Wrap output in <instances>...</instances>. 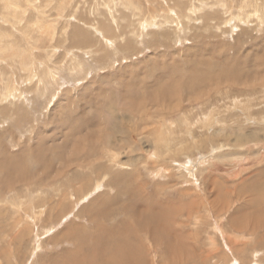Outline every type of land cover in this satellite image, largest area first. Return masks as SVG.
Returning a JSON list of instances; mask_svg holds the SVG:
<instances>
[{
  "label": "rangeland",
  "instance_id": "1",
  "mask_svg": "<svg viewBox=\"0 0 264 264\" xmlns=\"http://www.w3.org/2000/svg\"><path fill=\"white\" fill-rule=\"evenodd\" d=\"M197 1L0 0V164L7 154L14 168L8 167L0 182L5 201L0 203V264H63L67 257L70 264H81L96 240L103 248L102 241L115 232L108 229H113L110 221L100 220L103 227L87 223L86 211L95 216L97 207L85 206L99 197L113 200L114 215L123 205L135 207L130 220L122 214L115 219L124 226L141 218L151 222L152 216L167 226L162 228L172 237L171 249L156 248L144 235L128 237L130 243L120 232V243L110 238L114 248L130 245L125 251L134 250L139 264H264V77L259 75H264V0ZM128 80L134 82L131 89ZM189 80L198 85L195 90ZM176 83L183 91L169 97L164 89L174 84L176 91ZM92 131L95 143L85 139ZM79 139L84 146H75ZM66 141L71 143L65 146ZM181 142L192 148L177 156L166 152H175ZM110 155L125 178L124 195L109 190L112 178L96 167ZM18 172L29 176L28 182L16 179ZM45 221L56 225L42 230Z\"/></svg>",
  "mask_w": 264,
  "mask_h": 264
},
{
  "label": "bare ground",
  "instance_id": "2",
  "mask_svg": "<svg viewBox=\"0 0 264 264\" xmlns=\"http://www.w3.org/2000/svg\"><path fill=\"white\" fill-rule=\"evenodd\" d=\"M122 1V0H121ZM126 1V0H125ZM168 1V0H167ZM179 1H182V0H179ZM193 1V0H192ZM194 1H197V0H194ZM199 1V0H198ZM197 1V2H198ZM201 1V0H200ZM200 1H199V3H200ZM203 1V0H202ZM201 1V2H202ZM204 1H206V0H204ZM204 1H203V3H204ZM214 1V0H213ZM219 1V0H218ZM137 2V1H136ZM166 2V1H165ZM191 2V1H190ZM189 2V3H190ZM207 2V1H206ZM214 2H216V1H214ZM214 2H212V4L213 5H215L214 4ZM187 3V2H186ZM195 3V2H194ZM218 3H222V0H220V2H218ZM235 4V3H234ZM67 5V4H66ZM116 5V4H115ZM118 5V4H117ZM175 5V4H174ZM178 5V4H177ZM181 6H182V4H180ZM188 5V4H187ZM196 6H197V3L195 4ZM216 5H217V3H216ZM224 5V4H223ZM226 5V4H225ZM233 6H235V5H233ZM259 6V5H258ZM66 7V6H65ZM157 7V6H156ZM198 7V6H197ZM201 7V6H200ZM215 7V6H214ZM224 7V6H223ZM227 8H228V6H226ZM130 8V7H129ZM169 8V7H168ZM190 8V7H189ZM229 8H231V7H229ZM228 8V9H229ZM115 9H117V8H115ZM167 9V8H166ZM219 9V8H218ZM224 9H226V8H224ZM213 10H215V9H213ZM180 12H182L183 13V11H184V9H183V11L182 10H179ZM209 11V10H208ZM257 11H258V9H257ZM264 11V10H263ZM166 12H167V10H166ZM217 12V11H216ZM250 12V11H249ZM168 13V12H167ZM181 14V13H180ZM186 14V13H185ZM216 13H214V15H215ZM220 14V13H219ZM228 14V13H227ZM259 14V13H258ZM116 15V14H115ZM164 15V14H163ZM169 15V14H168ZM178 15V14H177ZM201 15V14H200ZM202 15H204V14H202ZM230 15V14H229ZM250 15V14H249ZM252 15V14H251ZM70 16V15H69ZM239 16V15H238ZM243 16V15H242ZM241 16V17H242ZM252 16H254V15H252ZM116 17V16H115ZM163 17H165V16H163ZM202 17V16H201ZM223 17V16H222ZM232 17V16H231ZM237 17V16H236ZM245 17V16H244ZM155 18V17H154ZM166 19H168L167 17H165ZM170 18V17H169ZM208 18V17H207ZM247 18V17H246ZM37 19H41V18H37ZM145 19V18H144ZM147 19V18H146ZM153 19V18H152ZM165 19V20H166ZM173 19V18H172ZM172 19H170V20H172ZM204 19V18H203ZM223 19V18H222ZM245 19V18H244ZM253 19H255V18H253ZM150 20V19H149ZM184 20V19H183ZM216 20V19H215ZM240 20H242L241 18H240ZM248 20V19H247ZM144 21V20H143ZM214 21V20H213ZM230 21V20H229ZM238 21H239V19H237V23H238ZM254 21V20H253ZM234 22V21H233ZM240 22V21H239ZM263 23L262 24H264V21H262ZM38 23H39V20H38ZM145 23H146V21H145ZM222 23V22H221ZM241 23V22H240ZM99 24V23H98ZM113 24V23H112ZM261 24V25H262ZM43 25V24H42ZM100 25H102V24H100ZM217 25V24H216ZM236 25V24H235ZM44 26V25H43ZM105 26H106V23H105ZM140 26V25H139ZM214 26V25H213ZM24 27V26H23ZM28 27V26H27ZM40 27V26H39ZM102 27V26H101ZM42 29H47L46 27H43ZM66 29V28H65ZM109 29H111V28H107V26L105 27V30L108 32V30ZM141 29V28H140ZM209 29V28H208ZM208 29H206V30H208ZM27 30V29H26ZM38 30H40V29H38ZM114 30V29H113ZM30 31V30H29ZM75 31V30H74ZM97 31V30H96ZM31 32V31H30ZM51 32H52V30H51ZM177 32V31H176ZM41 33V32H40ZM109 33H111V32H109ZM137 33V32H136ZM53 34H54V32H53ZM83 34V33H82ZM170 34V33H169ZM175 34V33H174ZM112 35V34H111ZM45 36V35H44ZM196 36V35H195ZM122 37V36H121ZM206 37V36H205ZM40 38V37H39ZM72 38H75V37H72ZM203 38V37H202ZM45 39V38H44ZM96 39H98V38H96ZM109 40L111 39V38H108ZM119 39V38H118ZM122 39V38H121ZM127 39V38H126ZM158 39V38H157ZM48 40H50V39H48ZM117 39H115V41H116ZM42 41V40H41ZM36 41H34V43H35ZM45 42V41H44ZM127 42H128V40H127ZM36 44H38V43H36ZM61 44V43H60ZM126 44V43H125ZM133 44V43H132ZM138 44V43H137ZM203 44H205V43H203ZM107 45H110V44H107ZM221 45V44H220ZM219 45V46H220ZM61 46V45H60ZM121 46V45H120ZM125 46V45H124ZM123 46V47H124ZM200 46V45H199ZM198 46V47H199ZM224 46V45H223ZM65 47V46H64ZM108 47V46H107ZM122 47V48H123ZM131 47V46H130ZM216 47V46H215ZM122 48H120L121 50H122ZM125 48H127V47H125ZM223 48V47H222ZM90 49V48H89ZM12 50V49H11ZM125 50V49H124ZM123 51V50H122ZM220 51V50H219ZM9 52V51H8ZM52 52V51H51ZM106 52V51H105ZM121 52V51H120ZM125 52V51H124ZM198 52V51H197ZM211 52V51H210ZM10 53V52H9ZM69 53V52H68ZM207 53V52H206ZM222 53V52H221ZM70 54V53H69ZM124 54V53H123ZM126 54V53H125ZM224 54V53H223ZM222 54V55H223ZM11 56V55H10ZM202 56V55H201ZM52 57V56H51ZM88 57V56H87ZM125 57V56H124ZM67 58V57H66ZM77 58H78V56H77ZM84 58V57H83ZM198 58V57H197ZM224 58V57H223ZM133 59V58H132ZM201 59V58H200ZM204 59H205V57H204ZM209 59H211V58H209ZM222 58H220V59H218V60H221ZM226 59H227V57H226ZM229 59H230V57H229ZM235 59V58H234ZM243 59V58H242ZM197 60V59H196ZM217 60V59H216ZM247 60V59H246ZM76 61V60H75ZM198 61V60H197ZM208 61H211V60H208ZM213 61V60H212ZM222 61H223V59H222ZM227 61H229L228 59L226 60V62ZM231 61V60H230ZM235 61V60H234ZM244 61H245V59H244ZM254 61V60H253ZM260 61H263L262 59L260 60ZM259 60L256 62V63H258V62H260ZM80 62V61H79ZM187 63V62H186ZM203 63V62H202ZM219 63V62H218ZM221 64L220 65H222V62H220ZM224 63V62H223ZM228 64H229V62H227ZM231 63H232V61H231ZM230 63V64H231ZM240 63V62H239ZM253 63V62H252ZM76 64V63H75ZM190 64V63H189ZM195 63H192V65H194ZM197 64V63H196ZM233 64V63H232ZM236 64V63H235ZM234 64V65H235ZM237 64H238V61H237ZM241 64V63H240ZM248 64H250V63H248ZM263 64V63H262ZM77 65V64H76ZM177 65H179V64H177ZM201 65V64H200ZM264 65V64H263ZM54 66V65H53ZM82 66V65H81ZM191 66V65H190ZM196 66V65H195ZM207 66V65H206ZM243 66V65H242ZM256 66V65H255ZM56 67V66H55ZM78 67V66H77ZM83 67V66H82ZM197 67H199L198 65H197ZM246 67H247V65H246ZM52 68V67H51ZM51 68H49L50 70H51ZM70 68V67H69ZM192 68H193V66H192ZM200 68V67H199ZM206 68V67H205ZM205 68H203V69H205ZM213 68V67H212ZM221 67H219V68H217L218 70L220 69ZM227 68V67H226ZM232 68L234 69L235 67L234 66H232ZM237 68H239L240 69V67H238L237 66ZM243 68V67H242ZM71 69V68H70ZM214 69V68H213ZM229 69V68H228ZM238 69V70H239ZM257 69H260L259 67L257 68ZM75 70H77V69H75ZM208 70V69H207ZM226 71H227V69H225ZM230 70V69H229ZM38 71V70H37ZM46 71V70H45ZM49 71V70H48ZM71 71H73V67H72V69H71ZM215 71V70H214ZM244 71H246V70H244ZM253 71V70H252ZM258 71V70H257ZM260 71H261V69H260ZM55 72V71H54ZM241 72V71H240ZM253 72H255V70L253 71ZM57 73V72H56ZM165 73H167V72H165ZM164 73V74H165ZM191 73V72H190ZM201 73V72H200ZM210 73V72H209ZM215 73V72H214ZM218 73V72H217ZM225 74H227V72H224ZM232 73H233V71H232ZM236 73V72H235ZM252 73V72H251ZM52 74V73H51ZM55 74V73H54ZM53 74V75H54ZM185 74V73H184ZM196 74V73H195ZM225 74H224V77H225ZM240 75H241V73H239ZM50 74H48V76H49ZM181 75H183V74H181ZM190 75V74H189ZM206 75V74H205ZM215 75V74H214ZM228 76H229V74H227ZM232 75V74H231ZM260 75V77L262 76V77H264V75H262V74H259ZM86 76V75H85ZM163 76V75H162ZM171 76H172V74H171ZM193 76V75H192ZM197 76V75H196ZM50 77V76H49ZM56 77V76H55ZM164 77V76H163ZM162 77V78H163ZM184 77V76H183ZM189 77V76H188ZM205 77V76H204ZM207 77V76H206ZM213 77V76H212ZM256 77V76H255ZM37 78H38V76H37ZM40 78V77H39ZM38 78V79H39ZM165 78V77H164ZM173 78V77H172ZM172 78L170 77V81H172ZM190 78V77H189ZM189 78H187V79H189ZM192 78V77H191ZM230 78V77H229ZM232 78V77H231ZM235 78H237V79H235L236 81H238V80H240L238 77H235ZM50 79H52V77H50ZM178 79V78H177ZM182 79V78H181ZM184 79V78H183ZM182 79V80H183ZM194 79V78H193ZM198 79V78H197ZM204 79V78H203ZM210 79V78H209ZM221 79H222V76H221ZM257 80L259 79V78H256ZM47 80H49L48 79V77H47ZM53 80V79H52ZM210 80H212V79H210ZM219 80V79H218ZM223 80V79H222ZM254 80H255V78H254ZM45 81H46V79H45ZM186 80H184V82H185ZM188 81V80H187ZM194 81V80H193ZM202 81V80H201ZM205 81V80H204ZM213 81H214V77H213ZM221 81V80H220ZM227 81V80H226ZM241 81V80H240ZM247 81V80H246ZM256 81V80H255ZM162 82V81H161ZM174 82V81H173ZM189 82H191L192 83V81H190L189 80ZM231 82V81H230ZM261 82V81H260ZM53 83H54V81H53ZM133 81L131 80H128L127 81V84H126V86H127V88L128 89H131V87L133 86ZM169 83V82H168ZM181 83V82H180ZM183 83V82H182ZM220 83V82H219ZM232 83H234V82H232ZM248 83H250L249 81H248ZM252 83H253V79H252ZM258 83V82H257ZM11 84V83H10ZM155 84V83H154ZM161 84V83H160ZM179 84V83H178ZM177 83H176V85H177V88H176V91H175V88H173V85L172 86H166V88L164 89V91H165V93L166 94H168L169 95V97H171V96H173L174 94H177L178 95V91L180 92H182L183 91V89L180 87H178L179 85H178ZM184 84V83H183ZM221 84V83H220ZM235 84V83H234ZM239 84V83H238ZM241 84V83H240ZM244 84V83H243ZM38 85V84H37ZM153 85V84H152ZM186 85V84H185ZM212 85V84H211ZM216 85V84H215ZM45 86V85H44ZM155 86H156V84H155ZM188 87H189V85H187ZM192 86L193 87H191L193 90H195L196 88H197V84H193L192 83ZM213 86V85H212ZM255 86V85H254ZM7 87H8V85H7ZM40 87V86H39ZM176 87V86H175ZM209 87H211V86H209ZM217 87V86H216ZM9 88V87H8ZM54 88V87H53ZM158 88H159V86H158ZM190 88V87H189ZM250 88V87H249ZM256 88V87H255ZM185 89V88H184ZM200 89V88H199ZM214 89V88H213ZM216 89H219V88H216ZM252 88H250V90H251ZM10 90V89H9ZM41 90V89H40ZM72 90V89H71ZM211 90V89H210ZM163 91V90H162ZM245 91H246V89H245ZM40 92V91H39ZM42 92H44L43 90H42ZM142 92V91H141ZM140 92V93H141ZM154 92V91H153ZM255 92V91H254ZM129 93V92H128ZM250 93H252V92H250ZM261 93V92H260ZM263 93V92H262ZM6 94V93H5ZM13 94V93H12ZM41 94V93H40ZM51 94V93H50ZM54 94H55V92H54ZM132 94V93H131ZM156 94V93H155ZM163 94H164V92H163ZM225 94V93H224ZM256 94V93H255ZM3 95V94H2ZM14 95V94H13ZM20 95H21V93H20ZM177 95H175V96H177ZM180 95V94H179ZM178 95V96H179ZM256 95H258V94H256ZM260 95V94H259ZM127 96V95H126ZM136 96V95H135ZM175 96H174V98H175ZM15 97V96H14ZM50 97V96H49ZM129 97V96H128ZM153 97V96H152ZM157 97V96H156ZM181 97V96H180ZM196 97V96H195ZM249 97H251V96H249ZM161 98H165V95H161ZM166 98H168L167 97V95H166ZM179 97H177V99H178ZM248 98V97H247ZM254 98V97H253ZM252 98V99H253ZM258 98V97H257ZM261 98V97H260ZM20 99V98H19ZM125 99V98H124ZM195 99V98H194ZM164 101V100H163ZM173 101H174V99H173ZM172 101V102H173ZM176 101V100H175ZM174 101V102H175ZM244 101V100H243ZM254 102V101H253ZM253 102H252V104H253ZM249 103V102H248ZM254 105H255V103H254ZM247 106H251V105H248L247 104ZM166 107V106H165ZM252 107V106H251ZM254 107V106H253ZM2 108V107H1ZM249 109V108H248ZM247 109V110H248ZM163 110V109H162ZM252 111V110H251ZM256 112H259V111H256ZM255 112V113H256ZM159 113V112H158ZM161 113V112H160ZM252 113V112H251ZM15 114V113H14ZM162 114V113H161ZM19 115V114H18ZM144 115V114H143ZM252 115V114H251ZM3 116V115H2ZM12 116V115H11ZM145 116V115H144ZM22 117V116H21ZM151 117V116H150ZM159 117H161V116H159ZM146 118V117H145ZM157 118H158V116H157ZM25 119V118H24ZM184 119H185V117H184ZM187 119V118H186ZM62 120V119H61ZM143 120V119H142ZM153 120V119H152ZM204 120V119H203ZM26 121V120H25ZM82 122H84V121H82ZM73 123V122H72ZM79 123V122H78ZM183 124V123H182ZM190 124V123H189ZM16 125V124H15ZM83 125V124H82ZM78 126V125H77ZM76 126V127H77ZM188 125H186V127H187ZM81 128V127H80ZM190 128V127H189ZM72 129H73V127H72ZM91 129V128H90ZM149 129V128H148ZM165 129V128H164ZM191 129V128H190ZM190 129H188V130H190ZM75 130V129H74ZM78 130V129H77ZM83 130V129H82ZM126 130V129H125ZM169 130H170V128H169ZM187 130V129H186ZM187 130V131H188ZM81 131V130H80ZM84 131H85V129H84ZM94 131V130H93ZM92 131V132H93ZM98 131V130H97ZM100 131V130H99ZM129 131H131V130H129ZM164 131V130H163ZM167 131H168V128H167ZM122 132V131H121ZM77 133V132H76ZM75 133V134H76ZM88 133H90V132H88ZM132 133V132H131ZM164 133H165V131H164ZM173 133V132H172ZM74 134V133H73ZM149 134V133H148ZM151 134V133H150ZM163 134V133H162ZM187 135L189 134V133H186ZM66 135H68V134H66ZM66 135H64V136H66ZM80 135H82V134H80ZM106 135H108L109 136V133L108 134H106ZM144 135V134H143ZM152 135V134H151ZM150 135V137H152ZM154 135V134H153ZM71 136V135H70ZM95 135H94V132H93V135H92V137H90V135L89 136H86L85 137V139L86 138H92L93 139V142L95 143V140H96V138L94 137ZM98 136V135H97ZM101 136V135H100ZM116 136V135H115ZM149 136V135H148ZM147 136V137H148ZM156 136V135H155ZM163 136H165L166 137V135H163ZM193 136V135H192ZM122 137H124V135H122ZM128 137V136H127ZM150 137H149V139H150ZM160 137V136H159ZM162 137V136H161ZM172 137V136H171ZM74 138V137H73ZM110 138V140H109V144H107L108 142H105L107 145H111L112 146V144H113V137H109ZM117 138V137H116ZM119 138V137H118ZM146 138V137H145ZM155 138H158L157 136L155 137ZM178 138V137H177ZM182 138V137H181ZM255 138V137H254ZM124 139H126V138H124ZM164 139V138H163ZM173 139V138H172ZM188 139V138H187ZM240 139V138H239ZM245 139H246V137H245ZM244 139V140H245ZM51 140V139H50ZM53 140V139H52ZM67 140V139H66ZM89 140V139H88ZM104 140V139H103ZM107 140V139H106ZM130 140V139H129ZM132 140V139H131ZM165 140V139H164ZM168 140V139H167ZM170 140H171V138H170ZM182 140V139H181ZM68 141V140H67ZM65 142V146H67L68 144H70V143H68V142ZM70 141H71V139H70ZM116 141V140H115ZM114 141V142H115ZM158 141V140H157ZM175 141H177V139L175 140ZM174 141V142H175ZM178 141H180V140H178ZM185 141V140H184ZM188 141V140H187ZM80 142H82V140H78V142H76L75 144V146H80V145H82ZM142 142V141H141ZM146 142V141H145ZM164 142H166V141H164ZM171 142V141H170ZM193 142H195L194 140L192 141V143ZM241 142V141H240ZM243 142V141H242ZM244 142H246V141H244ZM129 143V142H128ZM127 143V144H128ZM161 143V142H160ZM168 143V142H167ZM186 143V142H185ZM36 144V143H35ZM43 144V143H42ZM88 144V143H87ZM124 144H125V142H124ZM162 144H164V143H162ZM190 144V143H189ZM189 144H184V142L182 143L181 142V144H177L175 147L177 148V149H175V152H173L171 149L169 150H167L166 152L167 153H170V155L172 156V155H175V156H177L179 153H181V152H183L184 150H189V149H191L192 148V146L191 145H189ZM195 144V143H194ZM85 145V144H84ZM84 145H82V146H84ZM122 145V144H121ZM160 145V144H159ZM165 145H166V143H165ZM189 145V146H188ZM243 145V144H242ZM26 146H28V145H26ZM33 146H34V144H33ZM64 146V147H65ZM95 146V145H94ZM94 146H92L93 147V150H92V152H94L96 149H95V147ZM98 146V145H97ZM125 146V145H124ZM149 146V145H148ZM168 146V145H167ZM222 146V145H221ZM238 146H240V145H238ZM24 147V146H23ZM41 147V146H40ZM39 147V148H40ZM77 147V148H78ZM81 147V146H80ZM91 147V148H92ZM103 147V146H102ZM152 147H153V145H152ZM156 147H158V145H156ZM162 147V146H161ZM169 147V146H168ZM174 147V145L172 146V148H175ZM193 147H194V145H193ZM215 147V146H214ZM223 147V146H222ZM242 147V146H241ZM32 148V147H31ZM38 148V147H37ZM43 148V147H42ZM45 148V147H44ZM77 148H75V149H77ZM82 148H84V147H82ZM86 148H87V146H86ZM90 148V147H89ZM130 148V147H129ZM132 148H134V147H132ZM171 148V147H170ZM13 149V148H12ZM62 149V148H61ZM60 149V150H61ZM73 149V148H72ZM85 149V148H84ZM99 149H101V148H99ZM98 149V150H99ZM123 149V148H122ZM126 149V148H125ZM164 149V148H163ZM37 150V149H36ZM49 150V149H48ZM91 150V149H90ZM90 150H88V151H90ZM111 149H109V151H110ZM117 150V149H116ZM121 150V149H120ZM119 150V151H120ZM135 150V149H134ZM157 150V149H156ZM159 150V149H158ZM174 150V149H173ZM220 150V149H219ZM100 151V150H99ZM125 151V150H124ZM128 151H130V150H128ZM160 151V150H159ZM162 151V150H161ZM163 151H165V150H163ZM219 152V151H218ZM32 153V152H31ZM80 153V152H79ZM110 153H111V155H112V151H110ZM123 153H125V152H123ZM132 153V152H131ZM165 153V152H164ZM24 154V153H23ZM43 154V153H42ZM65 154V153H64ZM104 154V153H103ZM102 154V155H103ZM106 155H107V153H105ZM114 154V153H113ZM129 154H130V152H129ZM158 154V153H157ZM163 154V152L161 153V155ZM216 154V153H215ZM25 155V154H24ZM27 155V154H26ZM99 155H101V154H99ZM105 155V156H106ZM110 155V157H108V159H107V161H105V162H103L102 163V159H100L101 160V162H100V164L99 165H97L96 167L98 168V167H100L101 169L102 168H104V171L107 173V175L109 174V176L112 178L111 179V181L109 182V183H106L107 184V188H109V190L111 189V191L113 190V189H118L119 190V192L117 191V195H124V193L127 191L126 189H123L120 185V183L121 182H124L125 181V178L123 177V174H120V170H118V169H115V165L116 164H118V163H116L115 162V160H114V158H113V156H111ZM126 155V154H125ZM169 155V154H168ZM21 156V155H20ZM37 156H39V155H37ZM45 156H47L48 157V155H45ZM107 156H109V155H107ZM163 156V155H162ZM182 156V155H181ZM3 157H4V161H3V163H1L0 165V182L3 180V178L5 177V172H7L8 171V167L9 168H11L12 167V165H11V162L9 161H7V159H8V157L9 156H7V154H4L3 155ZM91 157V156H90ZM92 157H94V156H92ZM97 157V156H96ZM103 157H104V155H103ZM125 157V156H124ZM129 158H130V156H128ZM168 157V156H167ZM166 157V158H167ZM100 158V157H99ZM99 158H96L95 160H99ZM107 158V157H106ZM123 158V157H122ZM122 158H119V160L121 161V159ZM137 158V157H136ZM160 158V157H159ZM164 158V157H163ZM163 158H162V160H163ZM173 158H175V157H173ZM247 158V157H246ZM30 159V158H29ZM35 159V158H34ZM38 159V158H37ZM45 159V158H44ZM57 159V158H56ZM63 159V158H62ZM61 159V160H62ZM104 159H105V157H104ZM118 159V158H117ZM134 159V158H133ZM140 159V158H139ZM165 159V158H164ZM170 159H172L171 157H170ZM93 160V159H92ZM134 160H136V159H134ZM169 160V159H168ZM173 160V159H172ZM21 161V160H20ZM26 161V160H25ZM33 162H35L34 160H32ZM43 161V163H44V160H42ZM42 161H40V162H42ZM47 161V160H46ZM45 161V162H46ZM67 162L65 163V165H64V167H66V168H68L69 166V159L68 160H66ZM104 161V160H103ZM130 161V160H129ZM128 161V162H129ZM133 161V160H132ZM140 161V160H139ZM32 162V163H33ZM36 162H37V160H36ZM47 162H49V161H47ZM58 162V161H57ZM118 162V161H117ZM127 162V163H128ZM165 162V161H164ZM14 163V162H13ZM22 163V162H21ZM31 163V162H30ZM71 163V162H70ZM73 163H76V162H73ZM89 163H91V161L90 162H84V164H81L80 165V167L81 168H86L88 165H89ZM127 163H125V166L127 165ZM130 163V162H129ZM163 163V162H162ZM185 163V162H184ZM251 163V162H250ZM46 164V163H45ZM78 163H76V165H77ZM122 164V163H121ZM8 165V166H7ZM132 165V164H131ZM135 165V164H134ZM188 165V164H187ZM28 166V165H27ZM26 166V167H27ZM42 166V165H41ZM41 166H40V168H41ZM95 166V165H94ZM183 166H185V165H183ZM5 167V168H4ZM90 167V166H89ZM132 166H130V168H131ZM178 167V166H177ZM16 168V167H15ZM21 168V167H20ZM44 168H45V166H44ZM44 168H42V169H44ZM187 168V167H186ZM185 168V169H186ZM194 168V167H193ZM12 169H14L13 167H12ZM28 169H30V168H28ZM166 169H168V168H166ZM180 169V168H179ZM184 169V168H183ZM182 169V170H183ZM21 170V169H20ZM95 170V169H94ZM127 170H129V169H127ZM163 170H164V168H163ZM181 170V169H180ZM179 170V171H180ZM12 171H14V170H12ZM15 171H17V170H15ZM25 171H27L26 169H25ZM101 172L100 173H103L102 171H103V169L102 170H100ZM165 171V170H164ZM186 171V170H185ZM184 171V172H185ZM191 171V170H190ZM189 171V172H190ZM30 172V171H29ZM37 173H38V171H36ZM62 172H63V170H62ZM122 172H124V170H122L121 171V173ZM167 172V171H166ZM165 172V173H166ZM188 172V171H187ZM17 173V172H16ZM67 173V172H66ZM106 173H104L103 175H104V177H105V174ZM192 173V172H191ZM197 173V172H196ZM219 173V172H218ZM11 174V173H10ZM13 174V173H12ZM15 174V173H14ZM62 174V173H61ZM194 174H195V172H194ZM240 174V173H239ZM7 175V174H6ZM18 175L19 176H17V177H15L16 179L18 178L19 180H20V177L22 178V179H24V181L26 180H28V178H29V176H26V175H22V173L20 172H18ZM36 175H38V174H36ZM102 175V176H103ZM185 175H186V173H185ZM8 176V175H7ZM10 176V178L8 179V180H10V179H12V175H9ZM35 176V175H34ZM79 176V175H78ZM190 176H192V175H190ZM42 177V176H41ZM48 177V176H47ZM59 177V176H58ZM67 177V176H66ZM80 177V176H79ZM103 177V178H104ZM33 178V177H32ZM51 177H48V180L50 179ZM62 178V177H61ZM171 178V177H170ZM21 179V180H22ZM31 179V178H30ZM44 179H46V178H44ZM63 179V178H62ZM65 179V178H64ZM105 179V178H104ZM8 180L6 181V180H4V181H6V185H11L10 183H8ZM33 180V179H32ZM86 180V179H85ZM110 180V179H109ZM11 181V180H10ZM23 181V180H22ZM36 181V180H35ZM59 181V180H58ZM79 181V180H78ZM90 182H91V178H90V180H89ZM98 181V182H97ZM99 181H100V179H97L96 180V182L97 183H99ZM102 181H103V179H102ZM28 182V181H27ZM26 182V183H27ZM47 182V181H46ZM8 183V184H7ZM17 183V182H16ZM56 183H57V181H56ZM42 184H43V182H42ZM123 184V183H122ZM196 184V183H195ZM3 185V184H2ZM13 185V184H12ZM4 186V185H3ZM14 186H15V184H14ZM31 186V185H30ZM34 186V185H33ZM106 186V185H105ZM124 187H125V185H123ZM13 187V186H12ZM139 187V186H138ZM70 188V187H69ZM103 188H105V187H103ZM64 189V188H63ZM122 189V190H121ZM62 190V189H61ZM98 190V189H97ZM139 191V190H138ZM77 192H80V190L79 191H77ZM70 193V192H69ZM74 193V192H73ZM86 193V192H85ZM107 193H109V192H107ZM128 193V192H127ZM133 193V192H132ZM106 194V193H105ZM145 194V193H144ZM82 195V193L80 194V196ZM108 195H110V194H108ZM136 195V194H135ZM69 196V195H68ZM67 196V197H68ZM71 196V195H70ZM79 196V195H78ZM77 196V197H78ZM143 196H145V195H143ZM82 197V196H81ZM104 197H107V196H104ZM113 197V196H112ZM12 198H14V197H12ZM117 198V197H116ZM120 198V197H119ZM122 198H123V196H122ZM101 199V200H100ZM121 199V198H120ZM47 200V199H46ZM66 200V199H65ZM103 200H105V199H102L101 197H99V198H95L93 201H91L90 202V204L88 205V206H85L86 208H88L89 206H91V205H93L94 207H97V209H96V211L94 212L95 213V216H93L92 214H89V211H91V210H89V211H86V213L88 212V214H87V218H86V220H87V223L88 224H91V225H94L95 223L97 224V226L98 227H103L102 225H103V223L102 222H100V220H105V222L106 221H110L111 222V224L113 225V229H111V227L110 228H108V229H110V230H113V231H115L114 233H110V235H108V240H105L104 242L102 241V243H103V245H104V247H103V245H102V247L103 248H101V245L99 244V242H101V241H99V240H96V242H95V248L94 249H92V248H90L91 250H92V253L91 254H89V255H86V254H84L82 257H83V259H84V261L81 263V264H139V263H137L138 261L140 262L141 261V257H136V253H135V251L134 250H128V251H125V250H127L126 248H130V247H128V246H130V245H128V246H126V248H125V250H123L122 248H123V246H125L124 244H123V242H122V246H121V248H114L113 246H112V240L110 239V238H112L113 240H115L114 242L116 243H120V241H119V235L117 234V233H119L120 232V237H122V240H126V243L127 242H129L130 243V239H128V237H130V236H132V238H136L137 236H139V235H141V236H146L147 237V239H150L153 243H154V246L157 248V247H159V246H167V247H169V249H171V247L170 246H172L173 244V240L171 239L170 240V238H172V237H167V235L168 234H166L167 233V226H166V228H165V226L163 225V223H162V220H158V219H155V216H152L151 217V222H149V221H143V220H141L142 218H141V214H140V212H139V214H140V218L141 219H139L137 222H134L135 220H133V222L131 223V221H130V223H129V221H128V224L127 225H125L124 226V224H125V221H115V219L118 217V215H129L128 217V219L130 220L131 219V215H132V212H133V210L135 209V207H132V206H127V205H123V206H121L120 207V209H118L117 211H116V214L118 213V215H114V214H112V212H114V210H116V209H110L109 208V206L111 205V198H109V197H107V199H106V201H103ZM118 200V199H117ZM102 201V202H101ZM113 201V200H112ZM214 201V200H213ZM5 202V201H4ZM3 202V200H1L0 199V203H4ZM109 202V203H108ZM20 203V202H19ZM100 203H104V208L105 209H103L102 210V205L100 204ZM13 205V204H12ZM139 205V204H138ZM14 206V205H13ZM20 206V205H19ZM62 206V205H61ZM140 206V205H139ZM16 207V210H19L18 209V205H16L15 206ZM23 207V206H22ZM84 207V208H85ZM195 207V206H194ZM260 207V206H259ZM5 208V207H4ZM43 208H44V206H42V205H40L39 207H38V210H40V211H43ZM51 208L53 209V205L51 206ZM85 208V209H86ZM143 208V207H142ZM85 209H83L82 211H81V213H80V215H82V217H85L84 216V210ZM130 209L132 210V212L130 211ZM88 210V209H87ZM94 210V209H93ZM144 210V209H143ZM148 210H150V209H148ZM147 210V211H148ZM52 211V210H51ZM145 212V211H144ZM149 213H151L150 211H148ZM20 213H22V212H18V214H20ZM165 213V212H164ZM51 214V212L49 213V215ZM137 214V213H136ZM146 213H144V215H145ZM142 215H143V213H142ZM144 215H143V217H144ZM153 215V214H152ZM50 216H52V215H50ZM78 216V215H77ZM134 215H132V217H133ZM138 217H139V215H137ZM163 216V215H162ZM26 217L28 218V219H31V218H33L32 216H30L28 213L26 214ZM158 217V216H157ZM56 218V217H55ZM145 218V217H144ZM147 218V217H146ZM166 218V217H165ZM60 219H62V218H60ZM118 219V218H117ZM116 219V220H117ZM125 219H127V217L125 218ZM133 219H136V217H134ZM85 220V219H84ZM120 220V219H119ZM54 221H55V219H54ZM53 221V222H54ZM57 221H59V219L57 220ZM53 222H46L45 221V223H44V225H41L40 226V229H42V230H45L46 229V227H45V229L43 228L44 226H49V228L48 229H51V228H54V226L56 225V224H54ZM93 222V223H92ZM110 222L108 223V224H110ZM117 222H119V224H117ZM145 222V223H144ZM31 223V222H30ZM72 223H74V222H72ZM81 224L82 223H84V221L83 222H80ZM139 223V224H138ZM142 223V225H140ZM110 224V225H111ZM35 225V224H34ZM77 225V224H76ZM78 225H80V224H78ZM118 225V226H117ZM130 225H134L135 227H130ZM28 226V225H27ZM138 226H140L139 228H138ZM162 226H164L163 228H165L166 230H164L163 228H162ZM169 226V225H168ZM75 227H77V226H75ZM78 228V227H77ZM85 229H87V228H85ZM84 229V230H85ZM98 229H101V228H98ZM172 229V228H171ZM78 230H79V228H78ZM81 230V229H80ZM131 230L132 231H134L133 233L134 234H132L131 233ZM86 231V230H85ZM85 231H84V233H85ZM28 232H29V234H33L34 232H33V230H32V228L31 227H29L28 226ZM81 231H79V233H80ZM103 232V231H102ZM112 232V231H111ZM128 232V233H127ZM169 232V231H168ZM76 233H78L77 231H76ZM89 233V232H88ZM91 233V232H90ZM81 234V233H80ZM170 234V233H169ZM85 235H86V233H85ZM98 235H99V233H98ZM135 235V236H134ZM80 236H82V235H80ZM79 236V237H80ZM168 236H171V235H168ZM93 237V236H92ZM146 237H145V239H146ZM186 237V236H185ZM89 238H91V237H89ZM131 238V237H130ZM131 238V239H132ZM164 238H166L167 240H165ZM169 238V239H168ZM65 239L66 240H70V239H72L73 241H76L75 240V238L74 237H71V236H65ZM80 239V238H79ZM103 239V238H102ZM65 240V241H66ZM84 240V239H83ZM83 240H81V242H80V245L79 246H84V241ZM86 240V239H85ZM130 240V241H129ZM134 240V239H133ZM132 240V241H133ZM87 241V240H86ZM92 241H95V240H92ZM136 241V240H135ZM15 242V241H14ZM79 242V241H78ZM78 242H77V244H78ZM89 242V241H88ZM113 242V243H114ZM134 242V241H133ZM16 243V242H15ZM128 243V244H129ZM136 243V242H135ZM14 244V243H13ZM93 244H94V242H93ZM58 245V244H57ZM106 245H108V247L106 246ZM133 245H135V244H133ZM137 246V245H136ZM77 247V246H76ZM101 248V250L100 251H97V249L96 248ZM105 247H106V250H105ZM174 247V246H173ZM86 248V247H85ZM84 248V249H85ZM131 248H133V247H131ZM135 248V247H134ZM75 250V249H74ZM77 250V249H76ZM82 250H83V248L81 247V249L78 247V253H82ZM99 250V249H98ZM97 251V252H96ZM137 252H138V250H137ZM84 253V252H83ZM126 253V254H125ZM139 253V252H138ZM67 254V253H66ZM72 254V253H71ZM70 254V255H71ZM69 255V256H70ZM73 255V254H72ZM133 255V256H132ZM75 256V255H74ZM79 256H81V255H79ZM79 256H76L77 258H80ZM98 256H100V262H99V260H98ZM141 256H142V254H141ZM75 257V258H76ZM117 257V258H116ZM128 257V259H126V260H124L125 258H127ZM115 258H116V260H115ZM74 260V259H73ZM72 260V261H73ZM129 260V261H128ZM143 260V259H142ZM63 261H65V263H63V264H70V261H69V259H68V257H67V259H65V260H63ZM69 261V262H68ZM126 261H128V262H126ZM77 262V261H76ZM73 263V262H72ZM80 263V262H79ZM142 263V262H141ZM74 264V263H73Z\"/></svg>",
  "mask_w": 264,
  "mask_h": 264
}]
</instances>
